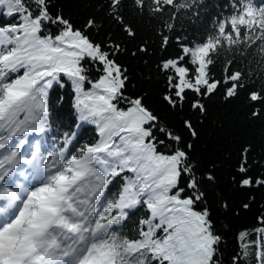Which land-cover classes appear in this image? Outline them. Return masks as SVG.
Here are the masks:
<instances>
[{
    "label": "snow or ice",
    "instance_id": "6c2138e0",
    "mask_svg": "<svg viewBox=\"0 0 264 264\" xmlns=\"http://www.w3.org/2000/svg\"><path fill=\"white\" fill-rule=\"evenodd\" d=\"M186 7L177 0H101L78 27L52 10L53 0H0V17L9 18L0 24V264H225L204 187L216 177L199 172L193 144L162 122L144 95L127 91L128 69L118 60L127 49L113 39L115 30L136 36L127 15L161 19L171 12L175 19ZM164 29L171 33L174 24L165 21ZM158 35L162 99L173 111L187 105L189 118L181 122L195 139L192 117L206 116V100L221 89L225 100L234 98L256 83L232 70L234 60L219 77L213 69L233 50H256L264 65V0H229L199 40L176 36L171 55L173 37ZM138 52L147 54V45L131 54ZM65 88L73 115L60 124L67 129L60 143L30 139L60 119L54 102ZM247 99L260 105L253 116L264 113V86ZM85 124L94 138L81 146ZM250 154L251 146H242L233 177L241 189L264 187V175L249 174ZM219 207L229 210L227 201ZM256 221L239 233L240 252L228 264H264V211Z\"/></svg>",
    "mask_w": 264,
    "mask_h": 264
},
{
    "label": "trees",
    "instance_id": "16d2710c",
    "mask_svg": "<svg viewBox=\"0 0 264 264\" xmlns=\"http://www.w3.org/2000/svg\"><path fill=\"white\" fill-rule=\"evenodd\" d=\"M178 3H187L191 7L180 9L175 19H169L171 12L161 19H153L147 13L143 16L127 15L126 19L136 33L134 38H129L123 32L115 30L113 39L120 42L127 49L118 60L128 69L130 81L127 91L131 95H144L145 104L161 118L169 128L180 134L185 142H191L193 148L191 156L193 163L199 167L200 173L212 171L216 177L214 184L205 182L207 192V204L211 208L212 218L219 233L223 236L222 249L225 264L230 257L240 252L239 233L251 230L256 224V218L264 211V187L252 190L241 189L233 182L236 175L238 160L242 146H251L253 177L264 175V113L255 117L254 111L260 105L252 106L247 99L248 91L260 90L264 86V80L260 74L264 71V65H259L260 56L256 50L241 54L239 51L222 52L216 67L213 69L217 77L228 60H234L232 70H240L246 74V82L252 83L253 87L242 90L239 94L228 100L222 96V89L210 99L205 101L207 107L206 116L197 120L192 117L198 136L193 139L184 129L183 119L189 118L190 110L185 106L183 112L173 111L163 101L162 97L166 90L164 77L156 71V64L161 56L159 32L173 37V44L165 55L174 54L176 51L175 37L180 36L188 41L195 42L203 37L215 24L217 16L227 12L229 0H177ZM53 11L62 12L66 18L72 20L78 27L82 26L90 17L97 14L101 0H53ZM102 15V14H101ZM8 17H0V24L7 21ZM99 19V17H98ZM173 23L174 30L166 32L164 23ZM14 22V21H13ZM105 22V29H107ZM105 31L102 30L97 40L104 38ZM141 44L148 47V53H137L135 57L132 52L137 50ZM250 77V79H249ZM56 95L63 100L55 101V109L59 111L60 119L55 116L50 121L51 127L41 137H30V139H43L47 145L54 142L58 145L60 137L66 127H60L61 122L67 125L73 115L72 93L70 89H57ZM199 115V114H197ZM81 131V146L84 142L93 140L94 130L85 124ZM159 135V134H158ZM51 150V148H50ZM238 179V177H237ZM117 190V185L112 186ZM249 209L243 208L244 203L252 201ZM227 201L229 210L225 211L219 207L220 203ZM139 215V214H138ZM254 238V237H252ZM248 264H252L249 258Z\"/></svg>",
    "mask_w": 264,
    "mask_h": 264
}]
</instances>
